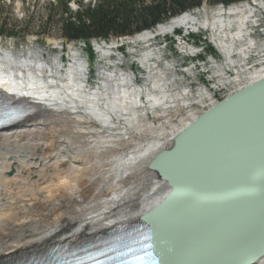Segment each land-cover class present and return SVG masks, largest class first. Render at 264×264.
Returning a JSON list of instances; mask_svg holds the SVG:
<instances>
[{
    "label": "bare ground",
    "instance_id": "obj_1",
    "mask_svg": "<svg viewBox=\"0 0 264 264\" xmlns=\"http://www.w3.org/2000/svg\"><path fill=\"white\" fill-rule=\"evenodd\" d=\"M257 4L263 5L261 1L227 8L202 5L132 39L147 42L177 27L209 31L226 56L224 66L211 67L216 76L213 86L228 88L230 93L264 77V44L254 48L261 51L251 69L240 60V56L248 59L250 47H255L244 29ZM95 50L107 57L111 45L96 43ZM69 52L71 58L62 70L59 58L47 59L39 50L0 51V90L15 99L25 97L37 111L34 118L0 131V261L138 221L163 200L169 188L148 163L216 101L210 89H199L191 98V90L179 86L182 80L169 66L155 69L149 62L158 57L155 51H145L138 58L147 71L144 84H134L130 72L108 67L100 68V83L87 88L83 70L87 64L80 52ZM38 124L51 126L46 131L50 138L65 137L61 142L72 155L68 166L62 160L67 157L64 152L47 159L41 138L31 142L18 131ZM45 147L50 150L53 143ZM8 172L14 173L12 177ZM199 223L204 225V219ZM174 228L160 236L155 233L169 264H206V254H197V239L205 228L200 230L197 224L189 233Z\"/></svg>",
    "mask_w": 264,
    "mask_h": 264
},
{
    "label": "water",
    "instance_id": "obj_2",
    "mask_svg": "<svg viewBox=\"0 0 264 264\" xmlns=\"http://www.w3.org/2000/svg\"><path fill=\"white\" fill-rule=\"evenodd\" d=\"M148 168L169 188L135 224L151 231L160 264L170 258L156 231L197 224L206 264L264 260V77L203 109Z\"/></svg>",
    "mask_w": 264,
    "mask_h": 264
},
{
    "label": "rangeland",
    "instance_id": "obj_3",
    "mask_svg": "<svg viewBox=\"0 0 264 264\" xmlns=\"http://www.w3.org/2000/svg\"><path fill=\"white\" fill-rule=\"evenodd\" d=\"M44 1L46 0H0V31L4 30L14 32V37L12 38H4L3 36H0V46H2V48H14L15 50H13V52L15 54H20L21 51L26 52L30 49L39 50L46 56L47 59L60 58L59 56L61 54L65 56L67 55V57L71 58L69 56V51L71 49L80 52L81 56L86 58L87 56L85 54L84 44L81 42L76 44L71 42L67 43L68 49L63 51V53H60V48L63 43V40L59 35V22L61 14L57 9L52 10L50 7H47ZM77 1H82V3L86 4L93 0H69L68 5L71 6L70 9L72 11L77 8ZM253 2L258 3V1ZM202 5H207L209 8L216 7H212L204 2ZM257 7H259V5L254 7L255 11L251 17H259L258 29L261 28V31L264 32V8L263 6H260V9ZM196 10H194V12H196ZM260 15H262L263 18H261ZM63 17H65V15ZM46 18H49V20L46 21ZM192 28L194 31L197 30V32L192 33L193 35L189 36L186 42L180 41L178 44L173 41L169 42L168 38H171V36L168 34H164L165 36H158L155 40H150L145 43L142 42L141 44H137L140 42H135L133 39L130 41L122 39V43L120 42V39H112L110 44H123V47L115 49L112 48L114 45H111V50L109 51V55L107 57L100 56L99 53H96V58L98 59H96L93 64L89 62V66L95 71L97 76L101 69L104 70L108 67L120 73L130 72L132 77L135 76L137 78L136 85H142L146 82L145 80L147 77L144 78L145 74L140 68L142 65L138 58L145 52L144 50H152L159 53L158 58H156V60L159 61L158 65L152 66L155 69L161 68L163 70L165 69V66H169L170 69L172 68L173 70H171L175 71L179 79L182 80L181 83H179V86L185 87L187 91L191 90L189 93L192 95L191 98L194 99L198 90L203 88L201 84H204L207 88H214L213 85L216 82V76L214 75L212 68H210V63L224 66L223 64L226 63V56L221 53V50L218 47L215 46L209 31L202 30L198 26H194ZM210 42L218 50V52L216 49L214 53L213 51L208 52L209 47L206 49L205 45L213 47ZM180 44L188 46V49L192 45L195 47L192 48L193 50L205 51V53L202 52L204 54L203 58L198 57V61H196L195 59L197 58L195 57L192 58L189 55L183 56L186 55L185 53H183V55H179L177 53V48ZM245 51L247 52V50ZM260 51L261 49H253V51H249V54H251L250 56H256ZM180 52H182V50H180ZM111 54H115L116 56H110ZM237 57L238 55L234 56V59ZM242 59V56H240V60ZM149 62L152 63L151 60H149ZM195 65H199V68L197 67L192 72L187 71V75L182 72V70L186 71ZM203 77L206 78V80H202ZM100 81L101 80L95 76L93 83L98 85ZM148 115L151 120V115ZM31 118H34V116ZM50 127L51 126H44L42 124L28 125L27 127L19 128L18 131L21 136L28 138L31 142H36L39 138H41V145L44 146V151L48 153L46 155V157H48L47 159H52L54 153L57 151L64 152L67 157H64L62 160L66 162V165L68 166L70 164L67 162L68 157H72V155L65 151L66 147L61 142L65 139V137H48L46 133ZM50 142L53 143V147L48 150L45 145ZM12 174L14 173L8 172L10 177H12ZM36 179V175L32 174L31 181H35Z\"/></svg>",
    "mask_w": 264,
    "mask_h": 264
},
{
    "label": "trees",
    "instance_id": "obj_4",
    "mask_svg": "<svg viewBox=\"0 0 264 264\" xmlns=\"http://www.w3.org/2000/svg\"><path fill=\"white\" fill-rule=\"evenodd\" d=\"M203 1L96 0L93 5L77 1L78 9L72 12L66 4L67 0H57L55 3H49V7L52 10L57 9L61 14L59 35L63 40V48L65 43L83 41L87 55L92 61L93 54L89 44L92 39L109 41L153 29L157 24L169 21L184 11L200 7ZM240 1L244 0H207V3L211 6H228ZM48 20L49 18H46V21ZM0 34L4 37H14L12 31L1 30ZM212 51L209 47L208 52Z\"/></svg>",
    "mask_w": 264,
    "mask_h": 264
},
{
    "label": "built area",
    "instance_id": "obj_5",
    "mask_svg": "<svg viewBox=\"0 0 264 264\" xmlns=\"http://www.w3.org/2000/svg\"><path fill=\"white\" fill-rule=\"evenodd\" d=\"M263 58H264V55H263ZM252 65H253V63L247 64L245 66V68L249 67L251 69ZM226 72L229 74V70H226ZM227 91H228V88H224V87L223 88H216L215 90H213V95L218 96V97H222L227 93Z\"/></svg>",
    "mask_w": 264,
    "mask_h": 264
}]
</instances>
